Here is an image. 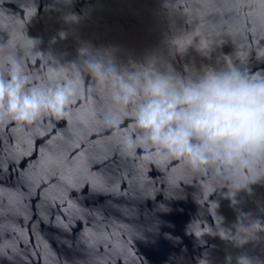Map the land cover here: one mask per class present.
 Masks as SVG:
<instances>
[{"label": "water", "instance_id": "obj_1", "mask_svg": "<svg viewBox=\"0 0 264 264\" xmlns=\"http://www.w3.org/2000/svg\"><path fill=\"white\" fill-rule=\"evenodd\" d=\"M7 42L44 83L52 58L82 63V48L182 75L259 74L264 0H0ZM82 71L66 116L0 120V264H264V172L228 184L127 148L130 121L106 122L118 106Z\"/></svg>", "mask_w": 264, "mask_h": 264}, {"label": "clouds", "instance_id": "obj_2", "mask_svg": "<svg viewBox=\"0 0 264 264\" xmlns=\"http://www.w3.org/2000/svg\"><path fill=\"white\" fill-rule=\"evenodd\" d=\"M79 52L82 63L52 58L44 83L27 70L14 47L0 45V120L32 123L45 114L66 116L83 69L108 85L118 106L105 114L106 122L119 127L130 121L123 141L127 148L144 147L148 159L182 158L192 170L211 171L228 184L242 171L264 172V73L226 64L182 75L170 65L161 70L155 61L122 66L106 52ZM254 226L264 230L258 221ZM237 264L250 260L240 256Z\"/></svg>", "mask_w": 264, "mask_h": 264}]
</instances>
